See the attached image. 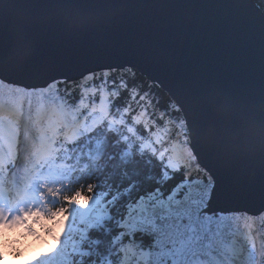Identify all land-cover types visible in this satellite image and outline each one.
<instances>
[{"label": "water", "instance_id": "water-1", "mask_svg": "<svg viewBox=\"0 0 264 264\" xmlns=\"http://www.w3.org/2000/svg\"><path fill=\"white\" fill-rule=\"evenodd\" d=\"M113 69L136 70L180 109L212 179L203 212L264 214V12L254 0H0L1 81L51 88Z\"/></svg>", "mask_w": 264, "mask_h": 264}, {"label": "trees", "instance_id": "trees-1", "mask_svg": "<svg viewBox=\"0 0 264 264\" xmlns=\"http://www.w3.org/2000/svg\"><path fill=\"white\" fill-rule=\"evenodd\" d=\"M254 1L264 12V0ZM125 81L135 85L127 89L131 101L127 107L113 111L112 102L118 101ZM27 93L23 87L0 81V99L17 101L19 97H27ZM41 97L39 90H32L31 105H24L32 124L36 121L35 113L40 111L37 105ZM49 97L57 99L56 108L59 100H63L66 107L76 109L80 116H88L90 110L98 113L97 106L101 103L105 104V112L94 129L84 131L75 140L53 136L56 139L52 153L55 161H65L66 178L59 193L50 196L35 211L33 227L38 232L43 231L41 221L48 217L49 226L55 225L56 228L62 217L74 211L73 222L63 236L68 264H148V256L145 261L138 260L137 256L151 239L153 229L149 221L158 202L171 204L168 197L172 196V200H181L183 207H201L203 210V205L209 206L212 179L197 165L192 154L187 155V168L184 164L172 170L166 165L168 157L160 159L156 153L141 149L142 142L153 141L159 136L162 149L175 142L185 145L190 151L187 127L180 109L156 84L136 70L129 69L94 72L91 78L74 83L58 82L43 99L47 101ZM47 104L50 105L48 101ZM141 112L145 113L147 128L136 121ZM1 121L0 118V124ZM103 133L108 139L101 149L97 142L103 140ZM154 146L159 147L157 143ZM178 186L180 190L173 193ZM93 197L99 198V205L103 204V215L95 217L94 211L80 220L79 210ZM212 214L214 217L227 214L232 221L234 238L239 240L242 248L238 264H247L249 249L255 253L256 264H264V216L255 220L236 213ZM250 230L257 235L258 248L244 238ZM15 236L9 237L18 240ZM9 237L3 238L7 240ZM26 245L24 240H18L20 248L24 249ZM4 250L7 251L6 248ZM225 255L231 256L232 253L227 250L213 252L203 259L211 261L214 256L223 258ZM14 259L7 260L5 264L12 263Z\"/></svg>", "mask_w": 264, "mask_h": 264}, {"label": "snow or ice", "instance_id": "snow-or-ice-1", "mask_svg": "<svg viewBox=\"0 0 264 264\" xmlns=\"http://www.w3.org/2000/svg\"><path fill=\"white\" fill-rule=\"evenodd\" d=\"M86 76L91 78V74ZM124 84V91L118 97V101L112 102L113 111L127 107L128 102L131 101V97L127 95V89L135 85L128 84L127 81ZM96 102H99L98 99ZM137 131L144 135L141 129L137 128ZM107 139L106 133H103V140L97 142V147L103 149L104 141ZM169 200L172 201L171 204L160 201L152 209V218L149 223L153 233L144 248L145 254L149 257L148 264H232L233 259L238 258L242 248L236 247L238 242L234 238L235 227L227 214L214 217L212 213L203 212L201 207H183L181 200H172L171 196ZM3 206L4 201L0 198V207ZM203 208H206V204ZM26 214L33 215L31 211ZM0 219L3 220L4 231H16L17 222L22 219V216L9 217L0 213ZM47 220L48 217H45L41 221L43 231L36 232L26 228L22 233L23 236L37 242H44V247L38 248L31 256H25V250L18 246L16 238L9 237L5 240L0 237V264H5L13 257L26 259L29 264H68L63 250V236L60 237L61 244L56 248H49L47 241L55 234V225L50 227ZM5 248L7 251L4 250ZM225 250L232 255H225L223 258L214 256L211 261L203 259L204 256H211L213 252L220 253ZM247 264H256L255 253L251 249L247 253Z\"/></svg>", "mask_w": 264, "mask_h": 264}, {"label": "rangeland", "instance_id": "rangeland-1", "mask_svg": "<svg viewBox=\"0 0 264 264\" xmlns=\"http://www.w3.org/2000/svg\"><path fill=\"white\" fill-rule=\"evenodd\" d=\"M0 106L2 108H5L2 105H0ZM6 108L11 110L8 106H6ZM99 108L101 109L102 114H103L105 112V104L101 103L99 105ZM63 110L65 111V108ZM144 115H145L144 112H141L137 116L136 120L139 121V122H143L144 123L145 122ZM17 117L19 119H21L20 123L14 124L13 118L8 117L7 121L2 125V127L0 129V134H1L0 164L4 167V169H6L9 164H11L12 171H10V172H12L13 174H15L16 172H22L23 171L24 162H25L24 161V157L25 156H23V152L22 151L13 152L10 149L9 145L7 144V142H5V138L12 139L14 145L18 144V145L22 146L25 141L26 142L27 141H32L33 142V139H36L37 135L41 136L43 141H45L47 136H48V134H47V136H45L43 134V132L40 133V129H38L36 131L35 130L31 131V129H29L30 132L27 134V132L24 131V130H26V127L24 126L23 121H22V118H24L22 113L17 115ZM100 120H101V116L91 114L90 120H88L86 122V125H84L83 129H88L90 127H93ZM53 123H56V122H53ZM83 129H82V127H78V128L75 129V132L77 134H79ZM9 131L11 132L10 134H9ZM14 136H16V137L14 138ZM155 143H157L159 147H155L154 146ZM188 145H189V143H188ZM161 147H162V141H160L159 136H156L155 139L153 141H151V142L150 141H144V142L141 143V148L142 149L149 150V151H152V152L156 153L160 159H163V157L168 156V161H167L166 165H167V167L169 169L176 170V169L179 168L180 165H184V164H185V167L187 166L186 165L187 155L192 154L190 148H189L190 149V151H189V150H187L185 145L176 144L175 142H170V145H169V147L167 149H162ZM49 151H50V149H48L46 151V154H48ZM193 157H194V155H193ZM194 159H195V157H194ZM186 168H185V171H186ZM56 173L57 172H55V174ZM211 187H212V184H211ZM180 188L181 187L178 186L174 190L173 193L178 192L180 190ZM7 202L10 203L9 201H7ZM208 203H209V200H208ZM102 207H103V205L97 206V200L96 199L91 200L89 203L85 204L83 206V208L80 210V220L87 218V216L91 212H94V211H95L94 216L100 218L103 215L102 209H100ZM72 218H73V215L71 214L67 218L68 221L64 225L61 226L62 232H59L57 230V232L52 236L53 238H55L53 243H51V242L49 243V240L47 241L48 245H49V248H56L57 247V245L59 243V240H60V237L63 235V233H65V230L67 229V226L69 225V223H70ZM247 234H248V238L250 240L256 241L255 235L253 234L252 230H250V232H248ZM27 240H28L29 243H28L27 248L25 249V256H31L32 253L36 252L37 249L41 245H44V242H37V241L33 240L30 237ZM236 247H239V245L238 246L236 245ZM32 249H36V250L32 251ZM29 251H31V255H26V253H28ZM146 257H147V255L145 254V251H141L138 254V256H137V259L140 260V261H145ZM16 260H22L23 264H29L28 260H26V259H17L16 258L14 261H16ZM13 262L11 264H13Z\"/></svg>", "mask_w": 264, "mask_h": 264}, {"label": "bare ground", "instance_id": "bare-ground-1", "mask_svg": "<svg viewBox=\"0 0 264 264\" xmlns=\"http://www.w3.org/2000/svg\"><path fill=\"white\" fill-rule=\"evenodd\" d=\"M92 75V74H91ZM142 76V75H141ZM85 79H88V77H86ZM84 79V80H85ZM84 80H81V81H84ZM75 81H77V80H74V81H70L69 83H74ZM151 82V81H150ZM57 82H55V84H56ZM155 84V83H154ZM50 89L51 88H41V89H39V91H40V94H41V96H43V97H46L47 96V94H48V92L50 91ZM59 105V104H58ZM12 118H13V122H14V124H18V123H20V120L21 119H19L18 117H17V114H14L13 116H12ZM11 132L9 131V134H10ZM188 135V134H187ZM16 136H14V138H15ZM13 138V139H14ZM5 142H7V144L9 145V147H10V149L13 151V152H15V151H26V148H30V149H34L35 147H34V143H32V142H24V144L22 145V146H20V145H18V144H13V140L12 139H8V138H5ZM181 145V144H180ZM189 146V145H188ZM189 148H190V146H189ZM198 165V164H197ZM226 213H228V212H226ZM255 220H257V219H259V218H254ZM68 220H65V221H63L62 223H61V225L59 226V228H58V231L59 232H62V228H61V226L62 225H64L66 222H67ZM54 239L55 238H53V237H51V239H49V243L51 242V243H53L54 242ZM237 240V239H236ZM237 242H238V240H237ZM238 244V243H237ZM44 247V245H41L39 248H43ZM47 250V249H46Z\"/></svg>", "mask_w": 264, "mask_h": 264}, {"label": "clouds", "instance_id": "clouds-1", "mask_svg": "<svg viewBox=\"0 0 264 264\" xmlns=\"http://www.w3.org/2000/svg\"><path fill=\"white\" fill-rule=\"evenodd\" d=\"M36 249H32V251H35ZM26 255H31V251H29L28 253H26ZM13 264H23L22 260H16L13 262Z\"/></svg>", "mask_w": 264, "mask_h": 264}]
</instances>
